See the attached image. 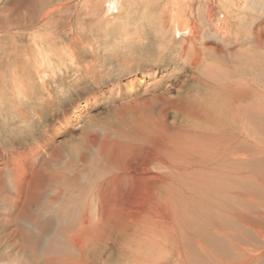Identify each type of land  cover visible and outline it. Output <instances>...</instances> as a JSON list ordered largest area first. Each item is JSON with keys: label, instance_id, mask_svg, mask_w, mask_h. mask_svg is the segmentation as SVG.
<instances>
[{"label": "rangeland", "instance_id": "1", "mask_svg": "<svg viewBox=\"0 0 264 264\" xmlns=\"http://www.w3.org/2000/svg\"><path fill=\"white\" fill-rule=\"evenodd\" d=\"M170 1L171 0H118V5L116 7L117 9L114 7L110 11L107 6L108 0H0V62H3L2 64L0 63V69L2 70H0V81L3 83L0 84V177L4 180L2 181L3 184L5 183L4 187L0 183V264H162V261L165 259V253L171 254L170 251L173 247H175L172 246L174 244H176L175 249H178V251L182 252L183 255L186 254L193 264H228L229 262L231 264H240L241 262H245L250 258L254 259V255L256 262L252 264H259L262 262V259L264 258V46L258 48L256 55L258 60L254 59V61H256L255 67L253 71L249 73L246 67L243 68L241 64L242 59L239 56V53L242 54L239 50L242 51L244 48H240L241 46L239 44L234 43L230 44L229 46H225L222 41L220 42L216 37H214L213 31H210L208 26H205L204 29L206 35H204L202 43H200L201 45L203 44L202 47H204V49L201 48V50H204L207 56V53L214 52V49H210V46H221L226 51H228L230 57L231 54L229 51L232 53L234 50H236V53L233 52L234 58L232 59V63L227 62L229 59H226L228 57H226L227 55L225 53H217L216 56L218 55L219 57L224 58L221 59V61H224L226 64H228L227 66L224 65L226 68L220 65L218 62L217 64H214L215 61H212L208 64L202 63L199 67L193 69L190 68L188 70H182L184 68L183 65H185L184 62L187 60L181 59L180 55L178 54V48L182 47V45H180L182 43L181 38L178 34L175 35L173 33L172 27H170L167 32H163L165 34L162 36V31H160L162 29V15L165 12V14H167L175 10V7L172 4L173 2ZM247 1L246 4L249 3L250 5L248 4L247 6L251 9L247 7L244 10V13L248 15L249 12H252L254 14V25H251V27L254 26V28H258L260 30V37L264 38V30L260 29L264 27V0ZM39 5H41V7ZM241 11L243 10L240 9V12ZM244 13H238L237 11L236 15L240 16L243 23L245 22L244 24L246 25L248 23L246 21H249V18L244 16ZM144 15L147 17L149 16V18L153 20V23L146 21L143 23ZM130 16L132 17L131 19ZM137 23L141 24L140 28L142 29L143 27L142 30H144L145 35L150 33V35L153 37L155 35L157 37L155 36L154 39L148 35L147 41L143 42H149V44H144V49L138 48V50H132L131 46L133 47L134 44H130V38L134 36L133 33L137 28ZM8 26H11V29ZM123 27H130L129 32H124ZM9 30L12 31L9 32ZM49 32L52 36L49 35ZM52 33L56 36L55 38L53 37L54 35ZM33 37L35 39H32ZM76 37L83 42L82 46L78 45V49L82 48V52H80V55L76 57L77 61L79 60V65L82 62V64H87L88 62V64L96 63L95 72L89 74L86 72L87 66L85 68H81L79 65L76 67L70 63L68 64V67L61 66L62 68H60L57 64L58 57H56L57 60L53 58V66H49L51 59L49 58L47 60L48 67L44 69L45 72L43 71L45 73L44 79L41 78L40 74L38 73L39 71H36V67L34 66L37 64V61L35 62L33 58L35 52L37 49H39V46H49L48 48H50L52 51H55L54 47H56L58 50L61 48H67L66 50H69L71 53L72 50H70L69 45H71V43L74 41L73 39ZM107 37L111 40L109 41ZM34 40L37 41L34 42ZM38 42L41 44H36ZM119 42L121 45L118 44ZM137 42L142 43L141 40H137L134 43ZM91 44L93 46H91ZM150 45H152V50L149 48ZM167 45H171V47H168ZM24 46H27V49L29 48V50L23 48ZM158 46L160 48V53L162 52L161 55L156 53L159 50L157 49ZM146 48H149L148 50L152 51L154 54L152 52L151 53L155 55V57L158 55L161 56L160 58L163 66H158V63H153L154 65H151L150 62H147L149 66L138 69V76H135L136 79L132 85L135 88V92H138H134L135 94L127 96V83L132 78V76L128 73V62L131 63V66H136L138 63L139 65L142 64L143 60H145L144 55L146 56L148 53ZM23 49L24 51H29L30 59L26 56V51L23 53ZM19 50H22L23 52H20ZM113 50H115V52ZM164 50L167 51V53H165ZM144 51L147 53H144ZM32 52L33 54H31ZM123 53L126 54L124 55ZM23 56L26 57H24V60ZM82 56L86 57L88 60L79 58ZM119 56L120 58H118ZM148 56L150 57L149 53L147 54V57ZM167 59L171 60V62L166 63ZM175 59L177 61H175ZM225 59L227 61H225ZM65 60L67 62V59ZM119 63L120 65H118ZM204 64L207 65L205 66ZM230 64L235 66L232 67ZM209 65H211V67ZM240 65L242 67L241 69L239 68ZM8 66H10V68ZM12 67H14L15 70H13ZM21 69L24 70L22 71ZM226 71H228V74L226 73L227 75L225 74L222 77L223 80L221 79L219 81L221 77H218L217 73H224ZM120 74L122 77L121 79H114V77L117 75L119 76ZM15 76H18L20 79H24L21 80V83L23 84L22 88L24 87L22 91L21 89L19 90V86L15 85ZM96 76H98V78ZM201 77H203V79ZM231 77H235L236 79L234 78L232 80ZM217 79L219 83L214 81ZM234 80H236V82H234ZM77 81L79 82L77 83ZM221 82L228 83V87L233 89L230 90L228 88L226 90V94H228V96H224V98L228 100V104L226 106L228 107L227 110H229L226 114L229 116L231 113L229 116L230 120L228 117H224L225 115H223V112L221 113L222 119H218L216 115V109L214 110L212 107L210 108L204 105V100L207 102L209 97L213 96L215 92L220 90L219 86L221 87L222 85L221 88L224 87V84H221ZM5 83L8 86H5ZM45 83L49 84L48 87ZM155 85L158 86V92L164 91L165 88H171V96L175 97L177 105L181 106L180 109H185V111L179 110L177 113H173V109H171V113H169L167 117L169 125L174 126V131H176L177 134L183 133V128L192 125L190 124L191 121L189 118L195 117L193 125L195 123L198 125L192 126V128L193 130L198 128L196 131L199 129L200 131H204V133H202L205 135L202 136L207 137V134L209 135L210 133H213L214 137L217 138V134L215 133L216 130L218 129L219 133L221 132L220 130L226 126L223 129L225 144L229 145L231 144L230 141L233 140L232 144L234 145V143L237 142V146H239L241 142V146L237 147L239 149V153L242 155L239 157V159L226 154L230 152L229 148H220L221 140L217 138V141L219 142L218 144L214 143V147L215 149L220 148L219 150L222 151L223 155L221 156L222 159L218 156L214 158L212 156L205 155L199 156V159H197L200 164H191L186 162L179 166L169 165L171 167L159 164L162 177H165V175H170L167 179L163 178L164 182L160 188H163L166 185L169 186V184L171 185V180L173 179L172 177H174L175 180L178 178L176 180L177 183L175 182L174 185L178 187V191H181L184 188L181 192L186 196V198H181L180 196V198H178L179 200L177 204L179 214L185 216L184 218H187L185 221H183L184 223L190 225L194 222L195 225L198 226L197 228H200L197 231H202V235L204 236L209 232L214 234L213 230H215V228L218 226L217 223H226L228 231H232L229 238H223L221 240L213 239V244L215 247L218 248V246H220L222 248V250H220V255L215 254L214 256L208 252H201L200 247L195 244L194 240L191 239V234L188 232H185V235L182 233L178 234L184 236L183 240V236L181 237V240H179L178 236H176L177 233L170 236V233H167L166 229L163 230L160 226H158L160 223V221H158V217L153 218L149 212V209H145V213L143 216H141V218H131L130 216L126 215V210L128 211V209H122V216L119 212H116V206L111 205L107 209L103 219L101 217L103 214L100 209L101 204L99 203L98 190L100 187L105 185L106 189H110L111 191V180L108 179H111L112 173L117 172V168L112 167L108 157H101L98 151L101 149L103 142L106 141L105 136H109L107 144H110L112 141L111 139L117 138L118 136H121V139H126L125 137H128L130 134V139L131 135H133V133L130 131L134 129V125H139L140 121L141 125L148 124L145 120H149L146 112H149L151 110L150 108H145L143 111H141L140 108L133 109L129 107V109L124 111L118 106H120L122 102L127 103V100H130V98L135 96L137 97H135L134 101L130 104L138 103L144 105V102L148 97L146 90L151 86L152 88L155 87ZM252 85L255 86V88H252L253 90L250 88ZM8 87L11 88L9 89ZM217 87L219 89H217ZM77 89L80 90L77 91ZM143 93L147 96H144V98L140 99L138 96H141ZM77 95H79V97ZM239 95L241 97L238 98ZM150 96L151 95H149V97ZM232 97H236L235 102L238 103L233 101L234 104H232L230 101L233 100L231 99ZM240 98L242 100H240ZM202 100L203 102L200 106ZM54 101L55 104L56 101H58L56 105L54 104ZM59 101L61 102V105ZM251 102L255 103L250 105ZM195 103H197L196 106H194ZM78 104H89L90 106L88 110L80 112L79 116L76 117L73 115V112ZM230 107L232 110H230ZM114 109H120V112H118L120 114L122 113V116L119 115V113ZM156 110L159 113L155 111L154 107V112H156L155 114L158 113V116L162 117V111H159V109ZM192 110H195L194 114L197 115L191 113ZM221 111L226 110L224 108V110ZM140 112H142L141 115H139ZM233 114L236 116H233ZM144 116L147 118L145 119ZM141 117H143V119ZM9 118H12L13 120ZM42 119L44 121H42ZM133 119L135 120L133 121ZM201 119L202 121L200 122ZM214 122L217 123V125H213ZM131 123H133V125ZM199 125L202 128H200ZM209 126L211 127L209 128ZM232 126L233 128L230 129ZM226 131L228 132L226 133ZM42 133H45L46 136H43L44 139L41 138V144H44L45 140L51 139L52 137L51 144L58 147L56 152L60 151L61 155L59 157H57V155L54 156V158H58L56 162H52V160H48L47 158L44 160L42 158L38 159L36 163L37 166L35 167L41 169V176H43V181L41 179L43 182L41 185V190L39 193L32 194L31 197L27 192L23 193V195L19 197L21 203H19L20 205H17L16 198L18 194L16 193L17 190L14 188V184L11 179L12 169H14L15 165H17L16 159L23 157L21 162L26 163L27 169L31 170L32 162H29V159L24 157L28 156L30 149L36 146V140ZM94 133L97 135L95 138L93 136ZM122 133L126 136H123ZM195 133L196 132L192 131L191 135H195ZM198 133L199 132L196 133V136L199 137L200 133ZM89 138H92L94 141L90 140ZM74 154L77 155L75 156ZM223 157L226 161H224ZM135 161L137 162L138 160ZM156 165L157 164L155 160L150 166L154 167ZM220 165L222 166L220 167ZM165 168H168V170ZM216 169L218 171H214ZM134 171L139 173L137 170ZM13 172L15 173L14 170ZM56 172H59V176L61 175V177H58L57 180L54 178L53 180L51 177H54ZM186 175L188 177H186ZM213 175H216V177ZM45 177L46 179L44 180ZM193 177L197 179L194 181ZM206 177L209 178L211 183L209 180L205 179ZM202 179L205 183L203 185L206 186L204 191H207L206 193L208 194H204L202 191V185H200L202 184ZM199 181L201 182L199 183ZM207 181L210 184H207ZM79 183L81 184V187ZM218 183L221 185H218ZM188 185L190 187H188ZM210 186L213 188H210ZM5 188H7V190ZM122 190L126 192L127 188L123 187ZM197 190L199 193L196 192ZM213 191L216 192L214 193ZM217 193L222 197L217 195ZM201 198L204 199L202 200ZM180 199H183V201L180 202ZM84 212L88 213L87 220L91 229L98 230L95 231L96 236L95 234L93 235L94 232H92L91 235H88L89 237H86L87 235L84 236V247L77 249L73 247V245L68 241L69 236L67 235H69V233L72 231H76L75 223L77 221H81V215L84 214ZM201 216L208 218V222H205V225H201L200 223ZM34 218L37 223L33 220ZM111 221L112 223H110ZM101 222H104L102 223L103 226L101 225ZM43 224L45 225L43 226ZM135 224L138 226L135 227ZM141 226H144V229ZM61 227H63V229ZM137 229L141 230L138 231ZM179 229H182V224H179ZM177 231L180 232L179 230ZM197 231L191 232L197 233ZM98 232L100 235H98ZM146 232L148 234H146ZM142 237L145 238L142 239ZM90 239H92L93 243ZM165 246H167V248ZM261 255L262 258H260ZM166 258L168 259V264H185L182 259L178 258V256L168 255ZM163 264L167 263L164 262Z\"/></svg>", "mask_w": 264, "mask_h": 264}, {"label": "bare ground", "instance_id": "2", "mask_svg": "<svg viewBox=\"0 0 264 264\" xmlns=\"http://www.w3.org/2000/svg\"><path fill=\"white\" fill-rule=\"evenodd\" d=\"M21 1V0H19ZM32 1V0H31ZM91 1V0H90ZM173 3V6L175 7V10H173V12H170V13H167V14H163L162 17H161V26H162V29L160 31H162V34H165L163 32H167L170 27H172L173 29V33L176 35L178 34L179 37L181 38V41L182 43L180 45H182V47L178 48V54L180 55L181 59H186L187 61L184 62L185 65H183V69H190V68H196V67H199L202 63H211L212 61H215L214 64H217V62L222 65L223 67H225L224 65H228L226 64L224 61H221V59H224V58H221L219 57L218 55L216 56V54L218 53H225L228 57L226 59H229V61H227L225 59V61L227 62H231L232 63V59L234 58V53H236V50H234L232 53L231 51L230 54H231V57L229 56L228 54V51H226L223 47L221 46H210V49H214V52H211V53H207V56H206V52H204V50H201V48L204 49V47H202V45L200 43H202V39L204 37V35H206V32H205V29L204 27L205 26H208L209 30L210 31H213V35L214 37L217 38L218 41H222L223 44H225V46H229L230 44H239L241 47L240 48H244L242 51L239 50L242 54L239 53V56L241 57L242 59V66L243 68L246 67V69L249 71V73L251 71H253L254 67H255V62L254 59H257L256 55H257V51H258V48L261 47V46H264V38H261L260 37V30L258 28H254L251 27V25H254L253 23V18H254V14L252 12H249L248 15L244 13V10L248 7L247 5L249 4H246L248 1L247 0H243V1H238V0H171ZM170 1V2H171ZM247 1V2H246ZM37 3V2H36ZM122 3V2H121ZM107 6H108V9L111 11V9H113L114 7L116 8L117 5H118V0H108L107 2ZM28 5V4H27ZM31 5V4H30ZM250 5V4H249ZM41 7V5H39ZM13 8V7H12ZM43 8V7H42ZM48 8V6H47ZM46 8V9H47ZM249 8V7H248ZM11 9V8H10ZM117 9V8H116ZM240 9H242L243 11L240 12ZM251 9V8H249ZM48 10V9H47ZM121 10V9H120ZM21 11V10H20ZM171 11V10H170ZM237 11L238 13H244V16H247L249 18V21H246L248 22L246 25L243 23L242 19L240 16L236 15L237 14ZM5 13V12H4ZM44 13V12H43ZM50 14V13H49ZM47 15V13H46ZM53 15V14H52ZM107 16V15H106ZM256 17V16H255ZM35 18V17H34ZM43 18V17H42ZM46 18V17H45ZM48 18V17H47ZM50 18V17H49ZM132 17L130 16V19ZM141 18V17H140ZM24 19V18H23ZM22 19V20H23ZM37 19V18H36ZM255 19V18H254ZM257 19V18H256ZM38 20V19H37ZM123 20V19H122ZM50 21V20H49ZM149 22V23H153V20L149 18V16L147 17L146 15L143 16V23L144 22ZM257 21V20H256ZM20 22V21H19ZM129 22V21H128ZM142 22V20H141ZM38 23V22H37ZM256 24V23H255ZM10 25V24H9ZM19 25V24H18ZM38 25V24H37ZM81 25V24H80ZM130 25V24H129ZM43 26V25H42ZM115 26V25H114ZM121 26V25H120ZM141 24L137 23L136 24V30L134 31V36H132V38H130V44H134L133 47L131 46L132 50H138V48H143L145 47L144 44H149V42H143V41H147V36L150 35V33H147L145 35L144 33V30L143 27L142 29L140 28ZM10 29H11V26H8ZM44 27V26H43ZM48 27V26H47ZM13 28V27H12ZM25 28V27H24ZM33 28V27H32ZM42 28V27H41ZM49 28V27H48ZM47 28V29H48ZM114 28V27H113ZM117 28V26H116ZM119 28V27H118ZM123 31L124 32H129V28L127 27H123ZM161 28V27H160ZM45 29V28H43ZM76 29V28H75ZM261 30H264V27L260 28ZM19 30V29H18ZM24 30V29H23ZM42 30V29H41ZM46 30V29H45ZM116 30V29H115ZM164 30V31H163ZM259 30V31H258ZM12 31V30H9V32ZM121 31V29H120ZM19 32V31H17ZM55 32V31H54ZM66 32V31H64ZM71 32V31H70ZM20 33V32H19ZM38 33V32H37ZM48 33V32H47ZM50 33V32H49ZM68 33V32H67ZM104 33V31H103ZM110 33V32H109ZM15 34V33H14ZM18 34V33H17ZM39 34V33H38ZM53 34V33H52ZM66 34V33H65ZM131 34V35H133ZM30 35V34H29ZM34 35V34H33ZM40 35V34H39ZM46 35V34H45ZM44 35V36H45ZM50 36L51 33L49 34ZM54 35V34H53ZM62 35V34H61ZM61 35H58V36H61ZM68 35V34H67ZM99 35V34H98ZM97 35V36H98ZM130 35V36H131ZM35 36V35H34ZM95 36V37H97ZM111 36V35H110ZM152 38L155 39V36L153 37L152 35H150ZM18 37V36H17ZM54 38L56 37L55 35L53 36ZM99 37V36H98ZM157 37V36H156ZM164 37V36H163ZM19 38V37H18ZM51 38V37H50ZM108 38V37H107ZM106 38V39H107ZM114 38V37H113ZM123 38V37H122ZM32 39H35L34 37ZM42 39V38H41ZM48 39V38H47ZM64 39V38H63ZM109 39V38H108ZM146 39V40H145ZM150 39V38H149ZM179 39V38H178ZM23 40V39H22ZM38 40V39H37ZM37 40H34V42H36ZM74 41L71 43V45H68L70 46V50H72V52L70 53L69 50H66L67 48H59L60 50H58L56 47H54L55 51H52L50 48H47L46 47H42L41 45L39 46V49H37V51L35 52V55H34V60L35 62L37 61V64H35L34 66L36 67V71L38 70L39 74H40V77L44 79V76H45V71L44 69H46L48 67V64H47V60L50 58L51 61L49 62V66H53V58L56 59V57H58V60H57V64L60 68H62L61 66H64V67H68V64H72L74 66H78L79 65V60L77 61V58L79 55H80V52H82V48L78 49V45H81L83 44L82 41H80L79 38H74L73 39ZM97 40V39H96ZM111 39H109L110 41ZM120 40V39H119ZM142 41V43H134L135 41ZM163 40V39H162ZM174 40V39H173ZM18 41V40H17ZM31 41V40H29ZM39 41V40H38ZM52 41V40H51ZM66 41V40H65ZM114 41V40H113ZM171 41V40H170ZM226 41V43H225ZM23 42V41H22ZM32 42V41H31ZM50 42V41H49ZM53 42V41H52ZM61 42V41H60ZM179 42V41H178ZM40 42L36 43L39 45ZM43 43V42H42ZM45 43V42H44ZM58 43V42H57ZM122 43V42H121ZM125 43V42H124ZM177 43V42H176ZM30 44V43H29ZM41 44V43H40ZM49 44V43H48ZM67 44V43H66ZM120 44V42L118 43ZM152 44V43H151ZM32 45V44H31ZM46 45V44H45ZM96 45V43H95ZM101 45V44H100ZM109 45V44H107ZM121 45V44H120ZM161 45V44H159ZM178 45V44H177ZM56 46V45H55ZM64 46V45H63ZM68 46V47H69ZM84 46V45H83ZM91 46H93L91 44ZM127 46V45H126ZM162 46V45H161ZM160 46V47H161ZM168 46V45H167ZM243 46V47H242ZM58 47V46H57ZM60 47V46H59ZM62 47V46H61ZM96 47V46H95ZM112 47V46H111ZM114 47V45H113ZM118 47V46H117ZM122 47V46H121ZM148 47V46H146ZM168 47H171V45H169ZM22 48V46H21ZM23 48H26L27 49V46L23 47ZM31 48V47H30ZM37 48V47H36ZM53 48V47H52ZM97 48H98V45H97ZM109 48V47H108ZM129 48V47H128ZM130 48V49H131ZM150 50H152V45H150ZM148 48V49H149ZM164 48V46H163ZM162 48V49H163ZM207 48V47H206ZM33 49V48H31ZM91 49V48H90ZM104 49V48H103ZM106 49V48H105ZM111 49V48H110ZM117 49V48H116ZM119 49V48H118ZM123 49V48H122ZM125 49V48H124ZM139 49V50H140ZM144 49V48H143ZM147 49V48H146ZM147 49V50H148ZM159 49L156 53H159V55H161L160 53V48L158 46ZM165 49V48H164ZM167 49V48H166ZM29 50V48L27 49ZM112 50V49H111ZM126 50V49H125ZM130 50V51H132ZM170 50V49H168ZM20 51V50H19ZM18 51V53H19ZM24 51V49H23ZM22 50L20 52H23ZM26 51V50H25ZM25 51L23 53H25ZM107 51V50H106ZM109 51V50H108ZM115 52V50H113ZM129 51V50H128ZM156 51V50H155ZM165 51V50H164ZM34 52V51H33ZM33 52L31 54H33ZM90 52V50H89ZM102 52V51H101ZM104 52V50H103ZM141 52V51H140ZM146 51H144L145 53ZM152 51H149L148 50V53L150 55V57L148 56L147 57V54L146 56L144 55L145 57V60H143V62H146V63H143L139 65H136V66H131V63H129L128 61V73L132 76V78L130 79V81H128L127 83V96H131L135 93H137L138 91L135 92V88L132 86L135 82V76H138V69H142L143 67H146V66H149L147 64V62H150L151 65H154L153 63H158V66L162 65V62H161V56H157L155 57V55H153L151 53ZM176 52V51H175ZM209 52V50H208ZM97 53V52H96ZM122 53V52H121ZM131 53V52H130ZM134 53V52H132ZM165 53H167V51H165ZM174 53V52H173ZM26 56L29 58V51H26ZM119 54V53H118ZM116 54V55H118ZM124 54V53H123ZM126 54V53H125ZM124 54V55H125ZM129 54V52H128ZM135 54V53H134ZM139 54V52H138ZM20 55V54H19ZM67 58H66V56ZM82 55V54H81ZM113 55V54H112ZM152 55V56H151ZM31 56V55H30ZM84 56V55H83ZM79 57V58H84L85 60H88L86 57ZM87 56V55H86ZM141 56V55H140ZM164 56V55H163ZM24 57L23 56V60H24ZM91 57V56H90ZM95 57V56H94ZM125 57V56H124ZM135 57V56H134ZM213 57V58H212ZM216 57V58H214ZM218 57V58H217ZM26 58V57H25ZM32 58V59H33ZM120 58V56L118 57ZM150 58V59H148ZM160 58V59H159ZM30 59V58H29ZM67 59V62L66 60ZM92 59V58H91ZM90 59V60H91ZM123 59V58H122ZM128 59V58H127ZM126 59V60H127ZM130 59V58H129ZM147 59V60H146ZM220 59V60H219ZM33 60V61H34ZM83 60V59H82ZM150 60V61H149ZM174 60V59H172ZM258 60V59H257ZM103 61V60H102ZM136 61V60H135ZM142 61V60H141ZM175 61H177L175 59ZM56 62V61H55ZM85 62V61H84ZM94 62V60H93ZM122 62V61H120ZM140 62V61H139ZM171 60L167 59L166 60V63H170ZM1 63V62H0ZM3 63V62H2ZM1 63V64H2ZM19 63V62H18ZM81 63V61H80ZM83 63V62H82ZM80 64L79 66H81V68H85L87 66V70L86 72H88L89 74H91L92 72H95V69H96V63H92V64ZM100 63V62H99ZM118 63V61H117ZM165 63V62H163ZM178 63V62H177ZM0 64V65H1ZM102 64V63H101ZM112 64V63H111ZM206 64V65H207ZM14 65V64H13ZM12 65V66H13ZM23 65V64H21ZM120 65V63L118 64ZM117 65V66H118ZM135 65V64H134ZM156 65V64H155ZM205 65V64H204ZM205 65V66H206ZM231 65V64H230ZM7 66V65H6ZM5 66V67H6ZM15 66V65H14ZM211 67V65H209ZM213 66V65H212ZM232 66V65H231ZM235 66V65H234ZM232 66V67H234ZM10 68V66H8ZM98 67V66H97ZM125 67V66H124ZM178 67V65H177ZM208 67V68H210ZM13 70L14 67H12ZM16 68V67H15ZM53 68V67H52ZM100 68V67H99ZM103 68V67H101ZM107 68V67H106ZM214 68V67H213ZM226 68V67H225ZM240 69L242 68L241 65L239 67ZM55 69V68H54ZM67 69V68H65ZM113 69V68H112ZM111 69V70H112ZM124 69V68H123ZM201 69V68H200ZM1 70V69H0ZM11 70V69H9ZM22 70V69H21ZM24 70V69H23ZM22 70V71H23ZM51 70V69H50ZM53 70V69H52ZM72 70V69H70ZM76 70V69H75ZM117 70V69H116ZM119 70V69H118ZM127 70V69H126ZM203 70V69H202ZM235 70H236V67H235ZM2 71V70H1ZM18 71V70H17ZM29 71V70H28ZM44 71V72H43ZM81 71V70H80ZM83 71V70H82ZM106 71V70H105ZM110 71V70H109ZM181 71V69H180ZM194 71V70H193ZM198 71V70H197ZM201 71V70H199ZM206 71V70H205ZM212 71V70H211ZM229 71V70H228ZM228 71L222 73V72H216L218 74V77H221L219 79V81L222 79V77L227 73L228 74ZM14 72V71H12ZM11 72V73H12ZM78 72V71H77ZM85 72V73H86ZM113 72V70H112ZM122 72V70H121ZM179 72V71H178ZM182 72V71H181ZM192 72V71H191ZM214 72V71H213ZM5 73V72H4ZM10 73V71H9ZM27 73V72H26ZM51 73V72H50ZM56 73V72H55ZM62 73V72H61ZM67 73V72H66ZM104 73V72H103ZM203 73V72H202ZM209 73V72H208ZM1 74V73H0ZM3 74V73H2ZM20 74V73H19ZM81 74V72H80ZM80 74H79V77H80ZM108 74V72H107ZM106 74V75H107ZM113 74V73H112ZM198 74V73H196ZM223 74V75H222ZM226 74V75H227ZM236 74V73H235ZM257 74V72H256ZM13 75V74H12ZM15 75V74H14ZM17 75V74H16ZM21 75V74H20ZM26 75V74H25ZM208 75V74H207ZM211 75V74H210ZM6 76V75H5ZM3 76V77H5ZM55 76V75H54ZM127 76V75H126ZM201 76V75H200ZM209 76V75H208ZM7 77V76H6ZM98 78V76H96ZM102 77V76H101ZM99 77V78H101ZM125 77V76H124ZM211 77V76H210ZM236 77V76H235ZM235 77H231V79L233 80ZM9 78V77H8ZM108 78V77H107ZM121 79V74L116 77H114V79ZM203 79V77H201ZM217 78V77H216ZM229 78V77H228ZM227 78V79H228ZM76 79V78H75ZM79 79V78H78ZM91 79V78H90ZM113 79V78H111ZM110 79V80H111ZM213 79V77H212ZM217 80H214V81H217L219 83V81ZM236 79V78H235ZM11 80V79H9ZM21 80H24V79H20L18 78V76L16 77L15 76V85L19 86V90L21 89V91L24 89V87L22 88L23 84L21 83ZM27 80V78H26ZM51 80V79H49ZM88 80V79H87ZM209 80V79H208ZM223 80V79H222ZM13 81V80H12ZM41 81V80H40ZM81 81V80H79ZM77 81V83L79 82ZM97 81V80H95ZM199 81V80H198ZM7 82V80H6ZM13 82V83H14ZM25 82V81H24ZM23 82V83H24ZM31 82V81H30ZM61 82V81H60ZM72 82V81H71ZM99 82V81H98ZM97 82V83H98ZM103 82V81H101ZM187 82V81H186ZM197 82V81H196ZM200 82V81H199ZM212 82V81H211ZM223 82V81H222ZM221 84H224L223 88L222 85L221 87L219 86L220 90L218 92H215L213 96L209 97L208 101L206 102V100H204V105L206 107H212V109H216V115L218 117V119H222V115L221 113L223 112V115H225L224 117H228L229 116L226 114L227 111V104H228V100L226 98H224V96L226 97V95L228 96V94H226V90L230 87H228V83H222ZM225 82V81H224ZM234 82H236V80H234ZM2 82L0 81V84ZM10 83V82H9ZM8 83V84H9ZM42 83V81H41ZM73 83V82H72ZM83 83V82H82ZM100 83V82H99ZM113 83V82H112ZM207 83V81H206ZM3 84V83H2ZM6 84V83H5ZM46 84V83H45ZM75 84V83H74ZM80 84V83H79ZM94 84V83H93ZM96 84V83H95ZM106 84V82H105ZM196 84V83H195ZM198 84V83H197ZM215 84V83H214ZM12 85V84H11ZM14 85V86H15ZM47 87L49 84H46ZM45 85V86H46ZM71 85V84H70ZM99 85V84H98ZM218 85V84H217ZM230 85V84H229ZM5 86H8L7 84ZM54 86V85H53ZM73 86V85H72ZM82 86V85H81ZM26 87V86H25ZM32 87V86H31ZM93 87V86H92ZM157 85H155V87L152 88L149 87L147 90H146V93L148 94V97L146 98L145 100V104L144 105H141V104H130L134 101V98L137 97H133V98H130V100H127V103H122L120 104V106L118 107H121L120 109H123L124 111H126L127 109L130 108H133V109H136V108H140L141 111H143L145 108H150L151 110L149 112H146V115L147 117L149 118V120H145V116H144V120L148 123L147 125H141V121H140V117L138 118L139 121H140V124L139 125H134V129H132L130 132L133 133V135H131V138L129 139V136L127 137L126 135H124L122 133L123 136H126L125 138L126 139H121L118 135L117 138H113L111 139V143L110 144H107V140L109 138V136H105V139L106 141L103 142L102 144V147L101 149L98 151V153H100V156L103 157V158H106L108 157L109 161L111 162V166L112 167H116L117 168V172L116 173H112L111 174V179L109 178L108 180H111V191L110 189H106L105 185H103L102 187H100V189L98 190L99 192V203L101 204V211H102V214L101 217L103 219V216L105 215L107 209L113 205V206H116L115 209H116V212H119L122 216V209H128V211L126 210V215L127 216H130L131 218H141V216L144 215L145 213V209H149V212L150 214L152 215L153 218H156L158 217V221H160V223L158 224V226H160L163 230L166 229V232L167 233H170V236H172L173 234H176V236H178L179 240H181V237L183 235H185V232H188L191 234L192 238L195 242L196 245H198L201 249V252H208L209 254H213L215 256L216 255H220V250H222V248L220 246H218V248L215 247V245L213 244V239H217V240H221L223 238H229V236H231L230 234L232 233V231H228V227L226 226V223H217L218 226L215 228L214 231V234L212 233H208L206 234L205 236L202 235V231H197L199 230L200 228H197L198 226L195 225V223L193 222L192 224H187V223H184L183 221H185L187 218H184L185 216H182L181 214H179V211H178V208H177V204H178V198H181L185 197L186 196L184 194H182V189L181 191H178V187L177 186H174L175 185V178L172 177L173 179L171 180L172 184L169 186L166 185L164 186L163 188H160V186L163 184L164 180L163 178H169L170 175L166 176L165 177L163 176L162 177V174L160 172L161 168L159 166L160 165H167L168 167H171L169 165H172V166H176V165H181L182 163H196V164H200L199 161L197 159H199V156H205V155H209V156H212L214 158H216V156H218L219 158H221L222 155V151L219 150L220 148H229L230 152L226 153L228 154L229 156L231 155L234 156V158H238L240 156H242L240 153H239V149L237 147L241 146V142L239 144V146H237V142L234 143V145L232 144L233 143V140L230 141L231 144L229 145H226L225 144V140L223 137L224 135V132H223V129L226 127H223V129H219L221 132L218 133V129L216 130V136L218 139L221 140V143H220V148H216L214 147V143L215 144H218L219 141H217V138L214 137V134L213 133H210L209 135L207 134V137L206 136H202V135H205L203 134L204 131H200V129L198 131H196V128L195 130H193L192 126H195L196 123L193 125V121L195 120V117L194 118H189L192 125L190 126H187L185 128H183V133H180V134H177L176 131H174V126L173 125H169V122L167 120V117H168V114L171 113V109H173V113H177L179 110H183L185 111V109H180L181 106H178L176 101H175V97H172L171 94V88H165L164 91H160L158 92V89H157ZM1 88V87H0ZM6 88V87H5ZM9 88V87H8ZM11 88V87H10ZM9 88V89H10ZM14 88V87H13ZM45 88V87H44ZM43 88V89H44ZM50 88V87H49ZM76 88V87H75ZM152 88V89H150ZM217 87V89H219ZM237 88V87H236ZM234 88V89H236ZM251 89L252 88H255L254 85H252L250 87ZM15 89V88H14ZM42 89V88H41ZM46 89V88H45ZM53 89V88H52ZM83 89V88H82ZM258 89V88H257ZM3 90V89H2ZM12 90V89H11ZM10 90V91H11ZM16 90V89H15ZM32 90V89H31ZM30 90V91H31ZM80 90V89H77V91ZM134 90V91H133ZM230 90H233V89H230ZM229 90V92H230ZM253 90V89H252ZM18 91V90H17ZM45 91V90H44ZM60 91V90H59ZM63 91V90H62ZM135 92V93H134ZM236 92V91H235ZM241 92V91H240ZM16 93V92H15ZM37 93V92H36ZM252 93V92H251ZM21 94V93H20ZM30 94V93H29ZM32 94V93H31ZM60 94V93H59ZM78 94V93H77ZM245 94V93H244ZM8 95V94H7ZM11 95V94H10ZM14 95V94H13ZM16 95V94H15ZM18 95V94H17ZM44 95V94H43ZM80 95V94H79ZM79 95H77L79 97ZM149 95H151L149 97ZM234 95V94H233ZM30 96V95H29ZM50 96V95H49ZM65 96V95H64ZM67 96V95H66ZM144 96H147V95H144V93L141 95V96H138L140 99L141 98H144ZM231 96V95H229ZM17 97V96H16ZM241 97L240 95L238 96V98ZM244 97V96H243ZM32 98V97H30ZM229 98V97H228ZM236 98V97H235ZM235 98L232 97L231 99L233 100H230L233 103V101L235 102ZM251 98V97H250ZM34 99V98H33ZM72 99V98H71ZM77 99V98H76ZM79 99V98H78ZM230 99V98H229ZM18 100V99H17ZM56 100V99H55ZM58 100V99H57ZM65 100V99H64ZM239 100V99H238ZM240 100H242L240 98ZM42 101V100H40ZM77 101V100H76ZM142 101V100H141ZM140 101V102H141ZM229 101V103H230ZM44 102V100H43ZM58 101H56V104H57ZM60 102V101H59ZM143 102V101H142ZM203 100L201 101L200 103V106L202 104ZM240 102V101H239ZM2 103V102H1ZM24 103V102H23ZM52 103V102H51ZM75 103V102H73ZM198 103V104H199ZM235 103H238V102H235ZM255 102H251L250 105H253ZM21 104V103H20ZM42 104V103H41ZM48 104V102H47ZM46 104V105H47ZM54 104H55V101H54ZM55 104V105H56ZM59 104V103H58ZM67 104V103H66ZM240 104V103H239ZM31 105V104H29ZM44 105V104H42ZM45 105V106H46ZM50 105V104H49ZM60 105H61V102H60ZM197 103L194 104V106H196ZM242 105V104H240ZM248 105V104H247ZM32 106V105H31ZM89 104H86V105H83V104H78V106L75 108L74 112H73V115H75L76 117L79 116V113L82 112V111H85V110H88L89 108ZM109 106V105H108ZM199 106V105H198ZM244 106V105H243ZM249 106V105H248ZM30 107V106H29ZM39 107V106H38ZM48 107V106H47ZM56 107V106H54ZM116 107V106H115ZM154 107H155V111L158 112L156 109H159V111L161 110L162 111V117H159L158 116V113L155 114L156 112H154ZM232 107V106H231ZM230 107V110H232V108ZM16 108V107H15ZM21 108V107H20ZM43 108V107H42ZM195 108V107H194ZM225 110L226 111H221V110ZM249 108V107H248ZM22 109V108H21ZM46 109V108H45ZM120 109H114L115 111H119L120 112ZM200 109V108H198ZM197 109V110H198ZM219 109V110H218ZM132 110V109H131ZM22 111V110H21ZM64 111V110H63ZM194 111L195 110H192L191 113L194 114ZM239 111V110H238ZM118 112V113H119ZM234 112H235V109H234ZM250 112V111H249ZM14 113V112H13ZM36 113V112H35ZM190 113V114H191ZM209 113V112H207ZM207 113H204V114H207ZM21 114V113H20ZM39 114V113H38ZM54 114V113H52ZM122 114V113H121ZM119 113V115H121ZM139 114V113H138ZM142 112H140L139 115H141ZM22 115V114H21ZM36 115V114H35ZM118 115V116H119ZM136 115V114H134ZM194 115H197V114H194ZM201 115V114H200ZM213 115V114H212ZM235 114H233L234 116ZM244 115V114H243ZM17 116V115H15ZM30 116V115H29ZM41 116V114H40ZM122 116V115H121ZM143 116V115H142ZM158 116V117H157ZM203 116V115H202ZM207 116V115H206ZM205 116V117H206ZM236 116V115H235ZM8 117V116H7ZM39 117V116H38ZM43 117V116H42ZM129 117V116H127ZM137 117V116H135ZM215 117V116H214ZM17 118V117H16ZM36 118V117H35ZM143 119V117H141ZM197 118V117H196ZM210 118V117H208ZM11 120H13L12 118H9ZM44 119V118H43ZM42 119V121H44ZM124 119V118H122ZM141 119V120H142ZM112 120V119H111ZM117 120V119H115ZM129 120V119H128ZM127 120V121H128ZM135 119H133L134 121ZM230 120V118H229ZM113 121V120H112ZM111 121V122H112ZM132 121V122H133ZM199 121V120H197ZM202 121V119L200 120V122ZM209 121V120H208ZM213 121V120H212ZM232 121V120H231ZM246 121V120H245ZM46 122V120H45ZM124 122V121H123ZM126 122V121H125ZM131 122V121H129ZM210 122V121H209ZM222 122V121H221ZM233 122V121H232ZM11 123V122H10ZM23 123V121H22ZM113 123V122H112ZM118 123V122H116ZM127 123V122H126ZM134 123V122H133ZM133 123H131L133 125ZM139 123V122H138ZM213 123V122H212ZM123 124V123H122ZM130 124V126H131ZM146 124V123H145ZM189 124V122H188ZM205 124V123H204ZM222 124V123H221ZM117 125V124H116ZM187 125V124H186ZM198 125V124H197ZM196 125V126H197ZM201 125V124H200ZM199 125V127H200ZM207 125V124H205ZM213 125H217V123L214 122ZM238 125V124H237ZM115 126V125H114ZM118 126V125H117ZM220 126V125H219ZM6 127V126H5ZM10 127V126H9ZM126 127V126H125ZM132 127V126H131ZM211 126H209L210 128ZM216 127V126H215ZM130 128V127H129ZM202 128V127H200ZM219 128V127H217ZM222 128V127H221ZM233 128L230 127V129ZM9 129V128H8ZM7 129V130H8ZM11 129V127H10ZM119 129V128H118ZM126 129V128H125ZM207 129V127H206ZM213 129V128H212ZM211 129V130H212ZM216 129V128H215ZM228 129V127H227ZM105 130V129H104ZM209 130V129H208ZM214 130V129H213ZM9 131V130H8ZM7 131V132H8ZM11 131V130H10ZM193 132H199V137L196 136V133L195 135H191V133ZM215 131V130H214ZM232 131V130H230ZM1 132V131H0ZM3 132V131H2ZM41 132V131H40ZM46 132V131H45ZM112 132V131H111ZM124 132V131H123ZM126 132V131H125ZM129 132V130H128ZM203 132V133H202ZM208 132V131H207ZM228 131H226L227 133ZM235 132V131H234ZM108 133V132H107ZM225 133V134H226ZM2 134V133H1ZM104 134V133H103ZM222 134V136H221ZM232 134V133H231ZM102 135V134H101ZM109 135V133H108ZM5 136V135H4ZM3 136V137H4ZM43 136L45 137L46 134L45 133H42L38 136L37 140H36V146H34L33 148L30 149V151L28 152V156L24 157V158H27L29 159V162H32V167H31V170L30 169H27V166H26V163L24 162H21V160L23 159V157H19L18 159H16V164L15 165V168L12 169V172H11V179L13 181V184H14V188H16L17 190V202L16 204L18 205L19 203H21L20 201V196L23 195V193H28L29 196L31 197L32 194H36V193H39L40 190H41V185H42V181H43V176H41V172H40V168H36L35 166L38 159L39 158H42L43 160L45 158H47L48 160H52L56 162V160L58 159L57 157H59L61 155V152L60 151H57V146L55 145H52L51 142H52V137L51 139H47L44 141V144H41V138H43ZM94 138L97 137V135L94 133L93 134ZM137 138H136V137ZM115 137V136H114ZM135 137V138H134ZM134 138V139H133ZM228 138V137H227ZM236 138V136H235ZM39 139V140H38ZM44 139V138H43ZM42 139V140H43ZM90 140H92V138H89ZM88 140V141H90ZM104 140V139H103ZM230 140V139H229ZM236 140V139H235ZM234 140V141H235ZM94 141V140H92ZM110 142V141H109ZM35 143V142H34ZM87 143V142H86ZM212 147V148H211ZM214 148V149H213ZM242 148V147H241ZM83 151V150H82ZM242 151V150H241ZM84 152V151H83ZM242 153V152H241ZM78 154V153H77ZM76 154V155H77ZM56 158H54V156H56ZM75 155V154H74ZM75 155V156H76ZM44 156V157H43ZM46 156V157H45ZM208 156V157H209ZM207 157V158H208ZM211 157V158H212ZM65 158V157H64ZM70 158V156H69ZM224 158V157H223ZM222 159V158H221ZM135 160H138L137 162ZM156 160V166H150L152 162H154ZM197 160V161H196ZM213 160V159H212ZM215 160V159H214ZM218 160V158H217ZM232 160V159H231ZM59 161V160H58ZM224 161L225 158H224ZM237 161V160H235ZM235 161H232V162H235ZM67 163V162H66ZM226 163V162H225ZM69 164V163H68ZM211 164V163H210ZM213 164V163H212ZM222 164V163H221ZM227 164V163H226ZM234 164V163H233ZM239 164V163H238ZM12 165V164H11ZM31 165V164H30ZM67 165V164H66ZM209 165V164H208ZM215 165V164H214ZM49 166V165H48ZM54 166V165H53ZM64 166V165H63ZM204 166V165H203ZM210 166V165H209ZM208 166V168H209ZM222 165H220L221 167ZM226 166V165H224ZM233 166V165H232ZM47 167V166H46ZM50 167V166H49ZM57 167V166H56ZM69 167V166H68ZM132 167V168H131ZM200 167V166H199ZM206 167V165H205ZM204 167V168H205ZM236 167V166H235ZM53 168V167H52ZM70 168V167H69ZM68 168V169H69ZM187 168V167H186ZM196 168V167H195ZM201 168V167H200ZM216 168V167H215ZM224 168V167H223ZM227 168V167H226ZM46 169V168H45ZM50 169V168H49ZM58 169V168H57ZM63 169V168H62ZM60 169V170H62ZM65 169V168H64ZM166 169V168H165ZM173 169V168H172ZM207 169V168H206ZM211 169V168H210ZM214 169V168H213ZM212 169V170H213ZM218 169V168H217ZM214 170V171H218V170ZM13 170L15 171V173L13 172ZM52 170V169H51ZM66 170V169H65ZM72 170V169H71ZM134 170H137L139 173H136ZM168 170V168L166 169ZM170 170V169H169ZM211 170V171H212ZM220 170V169H219ZM228 170V169H227ZM235 171V169H234ZM62 172V171H61ZM173 172V171H172ZM177 172V171H176ZM175 172V173H176ZM225 172V170H224ZM236 172V171H235ZM46 173V171H45ZM64 173V172H63ZM66 173V172H65ZM81 173V172H80ZM171 173V172H170ZM197 173V172H196ZM220 173V172H219ZM51 174V173H50ZM67 174V173H66ZM204 174V173H203ZM210 174V173H209ZM221 174H222V171H221ZM46 175V174H45ZM53 175V173H52ZM57 175V176H56ZM179 175V174H178ZM188 175V174H187ZM186 175V177H188ZM194 175V174H193ZM207 175V174H205ZM204 175V176H205ZM218 175V174H217ZM220 175V174H219ZM229 175V174H228ZM190 176V175H189ZM216 177V175H213ZM227 176V175H226ZM58 177H61V175L59 176V172H56L54 174V177L52 176L51 178H54L57 180ZM184 177V176H183ZM184 177V178H186ZM211 177V176H210ZM214 177V178H215ZM180 178V177H179ZM194 178V177H193ZM10 179V180H11ZM42 179V181H41ZM46 179V177L44 178V180ZM48 179V178H47ZM195 179L197 178H194V181ZM206 180H209V178H205ZM76 180V179H75ZM163 180V181H162ZM192 180V179H191ZM214 180H217V179H214ZM231 180V179H230ZM4 181L1 177H0V183L1 185L4 187L5 183L3 184ZM79 181V180H78ZM156 181V182H155ZM211 181H212V178H211ZM223 181V180H222ZM7 182V181H6ZM201 181H199L200 183ZM210 182V180H209ZM207 181V184L209 183ZM216 182V181H215ZM226 182V181H225ZM236 182V181H235ZM8 183V182H7ZM177 183V182H176ZM181 183V182H179ZM188 183V182H187ZM190 183V182H189ZM211 183V182H210ZM209 183V184H210ZM213 183V182H212ZM45 184V183H44ZM83 184V183H82ZM203 184H205L203 182V179H202V185L201 188H202V191L204 192V194H208L206 193L207 191H204L205 190V187ZM220 183H218L219 185ZM224 184V183H223ZM227 184V183H226ZM231 184V183H230ZM236 184V183H235ZM48 185V183H47ZM80 187H81V184L79 183ZM196 185V184H195ZM198 185V183H197ZM213 185V184H212ZM221 185V184H220ZM225 185V184H224ZM216 186H217V183H216ZM227 186V185H226ZM8 187V186H7ZM123 187H126L127 190L126 192L123 191ZM188 187H190L188 185ZM193 187V185H192ZM212 186H210L211 188ZM52 188V187H51ZM84 188V187H83ZM213 188V187H212ZM218 188V186H217ZM221 188V186H220ZM7 190V188H5ZM43 189V188H42ZM88 189V188H87ZM197 189V188H196ZM195 189V190H196ZM199 189V188H198ZM215 189V187H214ZM189 190V189H188ZM213 190V189H211ZM238 190V189H237ZM12 191V190H11ZM180 192V193H179ZM185 192V191H184ZM198 192V190L196 191ZM202 192V193H203ZM212 192V191H211ZM214 192V191H213ZM216 192V191H215ZM214 192V193H215ZM239 192V191H237ZM199 193V192H198ZM220 193V192H219ZM230 193V192H229ZM232 193V192H231ZM194 194V193H193ZM198 195V194H197ZM217 195H219L217 193ZM229 195V194H228ZM233 195V194H232ZM209 196V195H208ZM220 197H222L221 195H219ZM29 197V198H30ZM36 197V196H34ZM224 197V196H223ZM8 199V198H7ZM33 199V198H31ZM202 200L204 198H201ZM220 199V198H219ZM230 199V198H229ZM50 201V200H49ZM183 201V199L181 200L180 199V202ZM53 202V201H52ZM235 202V201H234ZM38 203V201H37ZM35 204V203H34ZM20 205V204H19ZM36 205V204H35ZM31 207V206H30ZM13 209V208H12ZM28 209V208H27ZM26 209V210H27ZM11 210V208H10ZM112 210V209H110ZM12 211V210H11ZM20 212V211H19ZM97 213V212H96ZM113 213V212H112ZM40 214V213H39ZM149 214V213H147ZM27 215V214H26ZM110 215V214H109ZM25 216V215H24ZM30 216V215H29ZM111 216V215H110ZM146 216H149V215H146ZM28 217V216H26ZM32 217V216H31ZM37 217V216H36ZM40 217V216H39ZM87 217H88V213L84 212V214L81 215V221H77L75 224H76V227H75V230L76 231H72L69 233V239L68 241L73 245V247L77 248V249H81L82 247H84V236L86 237H89L88 235H91L92 232L93 235L95 234L96 236V230L98 229H95V230H92L91 227L89 226V223H88V220H87ZM100 217V216H99ZM113 217V216H112ZM110 218V217H108ZM201 225H205V222H208V218L207 217H203L201 216ZM36 223L37 221L35 220V218L33 219ZM107 220V219H106ZM120 220V219H119ZM156 220V219H154ZM12 221V220H11ZM50 221V220H49ZM62 221V220H60ZM157 221V220H156ZM194 221V220H193ZM109 222V220H108ZM150 222V221H149ZM148 222V224H149ZM220 222V221H219ZM15 223V222H14ZM35 223V224H36ZM39 223V222H38ZM47 223V222H46ZM91 223V222H90ZM102 223L104 222H101V225ZM112 223V221L110 222ZM140 223V222H138ZM146 223V222H145ZM155 223V222H154ZM74 224V223H73ZM72 224V225H73ZM93 224V223H92ZM99 224V223H98ZM118 224V223H117ZM116 224V225H117ZM122 224V223H121ZM125 224V223H124ZM153 224V223H152ZM151 224V225H152ZM179 224H182V229H179ZM215 224V225H217ZM45 224H43L44 226ZM48 226V225H47ZM98 226V225H97ZM96 226V228H97ZM103 226V225H102ZM111 226V225H110ZM138 226V225H137ZM136 224H135V227H137ZM154 226V225H153ZM177 226V227H176ZM37 227V226H36ZM40 227V226H39ZM38 227V228H39ZM50 227V226H49ZM60 227V226H58ZM143 227L144 229V226H141ZM149 227V226H148ZM152 227V226H150ZM155 227V226H154ZM154 227H153V230H154ZM41 228V227H40ZM63 229V227H61ZM67 228H70V227H67ZM160 228V229H161ZM46 229V228H45ZM44 229V230H45ZM74 229V228H72ZM147 229V228H145ZM206 229V228H205ZM40 230V229H38ZM49 230V228H48ZM61 230V229H60ZM138 231L141 230V229H137ZM136 230V231H137ZM150 230V229H149ZM156 230V229H155ZM177 230H179L180 232H178ZM58 231V230H57ZM66 231V229H65ZM137 231V232H138ZM157 231V230H156ZM191 231H197V233H192ZM27 232V231H26ZM43 232V231H42ZM67 232V231H66ZM144 232V231H142ZM149 232V231H147ZM146 232V234H148ZM154 232V231H153ZM152 232V233H153ZM62 233V231H61ZM104 233V232H102ZM179 233H182L183 235H178ZM261 233V232H260ZM60 234V233H59ZM68 234V233H67ZM151 234V233H150ZM56 235V234H55ZM58 235V234H57ZM98 235L99 232H98ZM143 235V234H141ZM187 235V234H186ZM215 235V236H214ZM59 236V235H58ZM65 236V235H64ZM66 236V237H67ZM140 236V235H138ZM144 236V235H143ZM150 236V235H149ZM153 236V235H152ZM264 236V235H263ZM3 237V236H2ZM99 237V236H98ZM103 237V236H102ZM190 237V236H189ZM57 238V237H56ZM68 238V237H67ZM92 238V237H91ZM94 238V237H93ZM145 238V237H144ZM142 237V239H144ZM184 236L182 237V240H183ZM53 239V238H52ZM87 239V238H86ZM149 239V238H148ZM55 240V239H54ZM91 242H92V239H90ZM99 240V239H98ZM141 240V239H140ZM175 241H177L176 239H174ZM189 240V239H188ZM41 241V240H40ZM51 241V240H50ZM67 241V240H66ZM67 241V242H68ZM88 241V240H86ZM95 241V240H94ZM164 241V240H163ZM54 243V242H53ZM93 243V242H92ZM260 243V242H259ZM89 244V243H88ZM91 244V243H90ZM240 244V243H239ZM66 245V244H64ZM205 245V246H204ZM254 245V244H253ZM256 245V244H255ZM67 246V245H66ZM65 246V247H66ZM172 246H175L176 247V244L172 245ZM87 247V246H86ZM85 247V248H86ZM167 248V246H165ZM175 247H173L171 249V254H168V253H165L166 255L165 256V259L164 261H162L163 263H167L168 264V259L166 257H168V255H173V256H178L179 259H182L183 262L185 264H193L189 259V257L182 254V252L178 251V249H175ZM49 248V247H48ZM251 248V247H250ZM72 249V248H71ZM75 250V249H74ZM250 250V249H249ZM77 251V250H76ZM81 251V250H80ZM169 251V250H168ZM67 254V253H66ZM65 254V255H66ZM70 254V253H69ZM135 254V253H134ZM254 255V254H253ZM70 256V255H69ZM77 256V255H76ZM252 256V255H251ZM78 257V256H77ZM80 257V255H79ZM67 258V257H66ZM70 258V257H69ZM132 258V257H131ZM262 258V255L261 257ZM72 259V258H71ZM253 258H250L249 260L245 261V262H241L240 264H252L254 262H256V258H255V255H254V259L252 260ZM259 259V258H258ZM69 260V259H68ZM171 260V259H170ZM162 263V264H163ZM68 264V263H67ZM71 264V263H70ZM135 264V263H134ZM228 264H231L230 262ZM233 264V263H232ZM259 264H264V258L262 259V262H260Z\"/></svg>", "mask_w": 264, "mask_h": 264}]
</instances>
